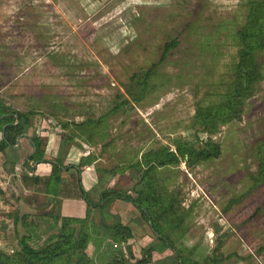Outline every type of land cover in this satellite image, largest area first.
<instances>
[{
    "label": "rangeland",
    "instance_id": "1",
    "mask_svg": "<svg viewBox=\"0 0 264 264\" xmlns=\"http://www.w3.org/2000/svg\"><path fill=\"white\" fill-rule=\"evenodd\" d=\"M248 2L0 0V102L31 113L36 134L43 136L42 149L57 134L65 142L73 136L67 150L82 143L100 168L120 166L115 173L123 191L151 209L157 225L193 261L223 254L227 260L222 264H264V79L245 102L240 119L220 124L214 135L199 133L194 124L198 104L218 101L232 80ZM172 39L179 46L167 55L144 97L133 101L127 93L135 90L131 77L159 63ZM259 62L264 73V53ZM117 105L121 109L111 114ZM99 118L94 140L89 138L91 126H75ZM59 123L66 128L60 130ZM194 134L201 143L212 138L221 155L161 170L160 187L174 195L177 216H185L173 229L176 224H168L172 211L152 194L139 196L145 189L142 172L127 167L151 149L175 151L177 141ZM66 148L64 144V152ZM130 207L134 217L137 209ZM4 231L2 224L0 235ZM11 235L10 243L3 242L8 253L18 248ZM48 239L32 245L41 247ZM148 250L137 253L144 259ZM133 251L117 250L135 257ZM159 254H152L150 264L180 263L173 253Z\"/></svg>",
    "mask_w": 264,
    "mask_h": 264
},
{
    "label": "trees",
    "instance_id": "2",
    "mask_svg": "<svg viewBox=\"0 0 264 264\" xmlns=\"http://www.w3.org/2000/svg\"><path fill=\"white\" fill-rule=\"evenodd\" d=\"M237 36L240 49L238 51L237 62L234 64L233 77L227 91L221 95L218 101L205 106L202 104H198L197 106L194 124L198 126L199 133L214 135L217 133L220 124H227L233 120L240 119L245 102L253 95L256 87L264 79L262 65L259 62L260 53H264V0H249L246 24L238 31ZM177 46H179L178 40L172 39L165 45L159 63L154 64L146 71L134 73L131 81L133 83L132 87L135 90L131 88L127 89V93L133 101L138 102L149 91L150 83L158 76L161 64L165 61L167 55L170 52L172 53ZM156 86L153 84V89ZM136 94L139 95V98L136 97ZM123 104L130 105L127 101L123 102ZM120 109L121 105H117L113 108L111 114ZM30 114L14 111L0 102V130H3V127H5L3 130L5 137L0 143L1 151L9 146H14L17 144V138L28 134V130L33 127L30 121ZM101 121V118L97 120L87 119L84 123L75 126L77 129H84L87 126H91L92 128L90 130L92 132L89 138L94 140L98 136L96 129L101 124ZM58 126L62 130L67 125L59 123ZM194 136L191 139L177 141L174 145L176 148L175 151L168 146L151 149L143 153L135 164L132 163L129 168L127 167V169H135L142 172L140 181L145 184V189L141 192H147L148 194L156 196L167 209L172 211L173 218L169 220L168 224H176L173 229L179 227L180 222H183V217L185 216H177L179 213L176 209L174 195H169L166 188L163 186L160 187L158 181L164 182L163 179H160L161 175L159 177L161 170L169 167H178L181 162H185L188 165H195L201 161L216 159L221 155L220 145L214 143L212 138L201 143L198 135L194 134ZM66 140L72 142L75 140V137L67 136ZM33 142L36 146V152L31 156V160L39 161L42 158L41 154L43 151L40 142L35 137L33 138ZM108 145H105L104 148ZM262 163L264 172V160H262ZM119 169L120 166H116L111 169H104L103 171L112 176ZM62 170L60 166L54 165L51 178L47 182L51 183L52 181L61 180L59 173H63ZM77 175L76 187L79 191V197L87 202L89 208L99 209L103 203L110 200H118L123 204L135 207L140 212L143 220L146 223H151L150 227L153 236L157 238L163 248L168 249L175 255V258L180 261L179 264H222L227 260V257L219 254L206 256L203 259V263L193 261L190 258L191 255L189 256V254H186L176 247L171 239L170 232L158 226L152 220L149 212L131 195L108 189L102 192L99 203H93L88 198L81 184L79 172ZM156 186L162 188L163 191H159ZM56 207L58 209L60 203ZM47 216H51L50 218L55 220L56 224L60 222V215H54L51 212ZM18 219L16 217V223H18ZM88 222V216L85 219L70 218L65 225L70 229L69 232L59 234L38 248L32 245V242H38V239L27 233L21 238L20 245H18V248L13 253H8L0 247V264H92L88 244ZM114 231L117 232L120 242L126 243L132 237V230L128 226L119 224L114 228ZM261 251L264 252V247ZM154 252H156V248L145 251V253H148V257L141 260H137L133 255L126 256L122 252H114L110 255H102L99 264H150Z\"/></svg>",
    "mask_w": 264,
    "mask_h": 264
},
{
    "label": "crops",
    "instance_id": "3",
    "mask_svg": "<svg viewBox=\"0 0 264 264\" xmlns=\"http://www.w3.org/2000/svg\"><path fill=\"white\" fill-rule=\"evenodd\" d=\"M34 128L31 127L30 134L17 138V144L14 146L0 150V192L2 191L0 226L3 224L6 228V231L0 235L2 249H5L3 242L10 243L11 234H14V238L17 239V245H20L21 238L27 233L37 238L38 242L43 237H49L46 241L48 242L61 233L69 232L70 229L65 225L70 218L85 219L88 216V244L92 264H99L102 255H110L117 250L123 252L127 248L134 250L133 254L137 260L141 259V255L137 253L140 249L156 248L157 254L161 253L160 258L172 255L168 249L159 247L161 245L153 236L151 223H146L138 210L134 217L131 216L129 212L131 205H119L123 203L110 200L103 203L101 208L94 209L89 208L87 202L79 197L76 187L78 172L81 184L93 203H99L102 192L108 189L127 193L123 191L121 177L116 173L112 176L106 174L103 168L96 165L94 160H90L83 152L82 143L72 145L74 148L67 150L66 145L69 141H62V137L57 134L53 140L47 139L45 149L41 148L42 158L39 161L31 160V156L36 152L33 138L35 137L39 142L41 138L43 139L42 134L39 132L36 134ZM3 130H0V143L5 137ZM77 147L81 151L79 155L76 153ZM54 165L63 169V173H59L61 180L48 183L47 180L51 178ZM142 194L140 191L139 196ZM58 203L60 207L57 209ZM109 205L111 208L107 210ZM146 210L153 220V211ZM51 212L61 216L58 224L53 222L51 216H47ZM16 217L19 218L18 223H16ZM119 224L128 226L132 230V237L126 243L120 242L117 232L114 231ZM154 259L156 261V257ZM173 262V260L164 261V264Z\"/></svg>",
    "mask_w": 264,
    "mask_h": 264
},
{
    "label": "built area",
    "instance_id": "4",
    "mask_svg": "<svg viewBox=\"0 0 264 264\" xmlns=\"http://www.w3.org/2000/svg\"><path fill=\"white\" fill-rule=\"evenodd\" d=\"M1 190V189H0ZM12 253H13V250H12Z\"/></svg>",
    "mask_w": 264,
    "mask_h": 264
}]
</instances>
